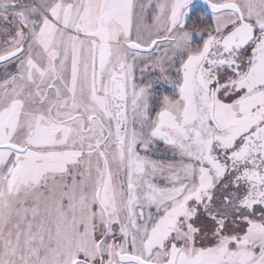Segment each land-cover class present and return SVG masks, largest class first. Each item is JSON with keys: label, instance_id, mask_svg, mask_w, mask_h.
I'll use <instances>...</instances> for the list:
<instances>
[{"label": "snow or ice", "instance_id": "6c2138e0", "mask_svg": "<svg viewBox=\"0 0 264 264\" xmlns=\"http://www.w3.org/2000/svg\"><path fill=\"white\" fill-rule=\"evenodd\" d=\"M0 264H264V0H0Z\"/></svg>", "mask_w": 264, "mask_h": 264}]
</instances>
